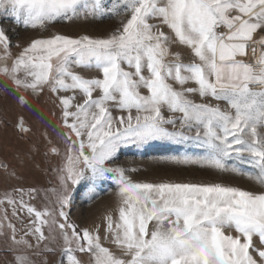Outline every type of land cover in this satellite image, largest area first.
I'll list each match as a JSON object with an SVG mask.
<instances>
[{"label": "rangeland", "instance_id": "374dc122", "mask_svg": "<svg viewBox=\"0 0 264 264\" xmlns=\"http://www.w3.org/2000/svg\"><path fill=\"white\" fill-rule=\"evenodd\" d=\"M0 103V264H264V0H0Z\"/></svg>", "mask_w": 264, "mask_h": 264}, {"label": "trees", "instance_id": "16d2710c", "mask_svg": "<svg viewBox=\"0 0 264 264\" xmlns=\"http://www.w3.org/2000/svg\"><path fill=\"white\" fill-rule=\"evenodd\" d=\"M37 93H38L37 95H39V92L38 91H37ZM20 94L21 95H24L23 92H20ZM17 95L19 96V94H17ZM39 97L40 96H38L37 98H39ZM37 100L39 101V99H37ZM38 104H39V102H38ZM11 115L12 114L10 112H8V106L1 107V103H0V124H6V121L11 118ZM24 123H25V121L23 122L22 118L16 120V122L12 126L13 127L12 130H15L16 132H19L20 134H25V133L28 134L29 127H27ZM7 140H8L7 137L4 134H2V130L0 128V147L1 148H3V147L4 148L5 147L6 148H9L10 147L9 144H8L9 142H7Z\"/></svg>", "mask_w": 264, "mask_h": 264}, {"label": "bare ground", "instance_id": "6f19581e", "mask_svg": "<svg viewBox=\"0 0 264 264\" xmlns=\"http://www.w3.org/2000/svg\"><path fill=\"white\" fill-rule=\"evenodd\" d=\"M255 54H256V52H251V54H250V57H252V58H255Z\"/></svg>", "mask_w": 264, "mask_h": 264}]
</instances>
